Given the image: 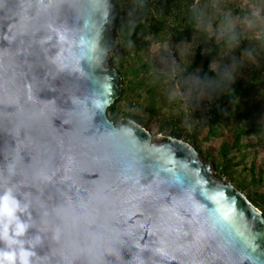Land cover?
I'll return each mask as SVG.
<instances>
[{
  "label": "clouds",
  "instance_id": "1",
  "mask_svg": "<svg viewBox=\"0 0 264 264\" xmlns=\"http://www.w3.org/2000/svg\"><path fill=\"white\" fill-rule=\"evenodd\" d=\"M144 7L122 27L132 33ZM111 12L109 0H0V264H261L230 187L176 144L145 139L131 117L110 118ZM194 15L210 26L204 10ZM237 22L225 13L217 29L233 45L225 56L240 43ZM241 22L264 30L261 8ZM160 60L180 67L170 47ZM239 63L216 66L215 80L183 70L172 95L192 109L232 83Z\"/></svg>",
  "mask_w": 264,
  "mask_h": 264
},
{
  "label": "trees",
  "instance_id": "2",
  "mask_svg": "<svg viewBox=\"0 0 264 264\" xmlns=\"http://www.w3.org/2000/svg\"><path fill=\"white\" fill-rule=\"evenodd\" d=\"M113 1L119 9L114 23L118 41L108 63L120 75V92L108 108L110 118L131 117L148 131L154 121L158 133L188 140L206 162L210 161L216 171L214 175L230 181L264 216V167L259 166L255 173V164L252 163L249 168L251 182L247 184L235 173V167L243 163L248 155V147L264 149V121L262 125L256 122L264 103V37L256 40L261 48L258 52L253 51L255 66L239 74L234 83L225 82L222 89L212 94L205 110L200 105L181 110L178 104L182 98L169 96V90L177 89L183 69L184 75H189L199 67L201 79H219L217 71L215 68L212 71L209 64L217 61L221 67L229 65L231 56H225V52L233 45L226 39L217 38V29L225 13L242 17L250 10L228 0H143L145 7L137 12L138 23L130 33L127 27L122 26L127 22L130 8L138 0ZM194 9L206 12L210 26H199ZM239 40L240 44L245 43L241 34ZM191 41L197 44L193 62L186 68L180 64L175 72L169 68L163 71L160 58L154 59L149 54L150 48L156 44L168 43L176 47ZM127 50L141 61L137 68L131 67L130 62L122 58ZM169 105H175L177 111L166 114L164 111L171 109ZM245 120H251L249 127L244 124ZM189 124L193 131L188 130ZM206 127L205 139L220 137L226 129V139L220 144L216 158L210 157V160L199 150L197 140L200 130ZM251 138H254V144L243 142ZM250 185L262 190L250 189Z\"/></svg>",
  "mask_w": 264,
  "mask_h": 264
},
{
  "label": "rangeland",
  "instance_id": "3",
  "mask_svg": "<svg viewBox=\"0 0 264 264\" xmlns=\"http://www.w3.org/2000/svg\"><path fill=\"white\" fill-rule=\"evenodd\" d=\"M224 1H226V0H223V2ZM228 1L235 2L240 7H245L246 10H250V11L252 10L253 6L259 7L262 10V14H264V0H228ZM248 15L249 14L246 13L242 17L234 16L235 18H237V21H238L237 22V28H238V31L240 32V34L243 36L245 43H243V44L239 43V45L236 48H234L230 53L231 60L234 57L237 61H240V63L238 64L239 68L237 66L236 71L234 73L235 76H234V80L232 83H234L235 80L240 76L239 74H242L243 72H245V70H247L249 68H253L255 66V64H256L255 56L254 55L248 56L244 52L247 51L248 49H251V48L255 49V51L258 52L260 50L261 46L256 42V40H258L260 37H264V30H262L259 23L254 28H248L244 23L241 22ZM196 46H197V44L194 41H191V42H188L185 44H181V45H178L176 47H174L173 45H170L168 43H164L162 45L156 44L150 48L149 54L154 59H158V58H161V56L166 52L167 48L170 47L171 50L175 51V53L178 57L176 59H177V62L179 61V65L181 64L183 66V68H186V67L190 66V64L193 62V58H194L195 51H196ZM231 48H232V46L228 48V51L225 52V54H227L231 50ZM114 50H115V47L112 50V52ZM125 52L126 53H124L123 57H122V55H121V57L125 58L127 60V62H130L131 67L137 68L139 66V64L141 63V61L134 57V55L132 54L133 53L132 51L127 50ZM111 54H110V56H111ZM213 62H214L213 68L218 66L219 63L217 61H213ZM213 62L209 64L210 68H211V65L213 64ZM108 65H109V63H108ZM162 68H163L162 69L163 71H167L169 67L163 64ZM238 69H239L240 73L238 72ZM199 71H200V69L198 67V69L195 70L192 74L197 75L199 77ZM174 91H176V89L169 90V96L170 97L174 98V96L172 95ZM208 100L209 99H203V100L199 101L198 104L194 103L193 106L196 107V105L197 106L200 105V106H202L203 110H205L206 109V103ZM169 106L171 107V109L165 110L164 112L166 114H172V113H175L177 111V107L175 108V105H169ZM178 106L181 110H184V108H186L188 105L185 102V100L182 99V100H180V103L178 104ZM263 121H264V103L261 105L260 114L258 115V117L256 119V122L258 124H261V125H262ZM250 122H251V120H245L244 124L247 125V127H249ZM150 126H151V130L150 131L147 130V131L151 135H153V136H156V135L165 136L163 133H158L154 121H152V123H150ZM187 128L189 131H191V130L193 131V127L190 126V124L187 126ZM223 130H224L223 131L224 135H222L220 137H214V138L209 137L208 139H205L207 137V133H206L207 127L205 129L204 128L201 129L199 132L200 134L197 137L198 148L204 156L209 158V160H210V157L216 158L220 144L222 143V141L224 139H226V129H223ZM181 140L185 141L184 139H181ZM186 142H188V140ZM243 142H251L252 144H254V138L244 139ZM247 153H248V155L244 159V162L235 167V173H237L239 175V179H242L243 181H245L246 184L251 182V173H250L249 168L252 165V163L255 164V169H254L255 173L258 172L259 166L264 167V149L258 148L256 146H250L247 149ZM207 162L209 164H211L210 161H207ZM213 173L214 174L216 173V171L214 169H213ZM222 179H224L227 182H230L225 177H223ZM256 188H258L260 191L262 190V189H260V187H256L255 185L254 186L250 185V189H256Z\"/></svg>",
  "mask_w": 264,
  "mask_h": 264
},
{
  "label": "water",
  "instance_id": "4",
  "mask_svg": "<svg viewBox=\"0 0 264 264\" xmlns=\"http://www.w3.org/2000/svg\"><path fill=\"white\" fill-rule=\"evenodd\" d=\"M110 5L112 6V12H111V25L109 27V30L105 33V40L112 45V50L114 49L118 37L116 36L114 32V23L115 20L119 14V9L115 5L113 0H109ZM111 54V53H110ZM108 63V62H107ZM109 70V75L111 76V84L105 86V95L111 94L112 102L111 104L116 100V98L119 95L120 92V75L116 71L115 68L107 65ZM98 80L103 78V74H99L96 77ZM56 95L55 93H48V92H42L41 98H50L52 96ZM54 123L58 126L59 120H55ZM67 128V126H65ZM142 130L145 134H142V136L146 139L148 136L152 142H154L155 145H168V144H176L177 145V155L180 157H186L190 159V162L192 165L197 167L198 170L203 172L205 177L212 182V183H223L230 187L232 189V192L229 193V195H234L238 200V207L243 209L247 215V217L253 221L254 223V231L258 233V244L260 245V248L257 253L254 255L258 260L261 261V264H264V223H261L260 220H264V216L262 212L256 208L248 199L247 197L238 189L234 187L230 182L225 181L222 178L214 176L213 168L211 164L204 161L202 156L199 154V152L191 146L188 142L183 141L178 138L170 137V136H162V135H151L144 127H142ZM3 140L4 137L0 136V147H3ZM146 147H152V145H146ZM187 150L186 152L184 150ZM2 159V157H0ZM125 258H127V255L125 254Z\"/></svg>",
  "mask_w": 264,
  "mask_h": 264
},
{
  "label": "built area",
  "instance_id": "5",
  "mask_svg": "<svg viewBox=\"0 0 264 264\" xmlns=\"http://www.w3.org/2000/svg\"><path fill=\"white\" fill-rule=\"evenodd\" d=\"M171 51H172V50H171ZM172 58L175 59V60L177 61V59H176L177 57H176V55L174 54L173 51H172Z\"/></svg>",
  "mask_w": 264,
  "mask_h": 264
}]
</instances>
